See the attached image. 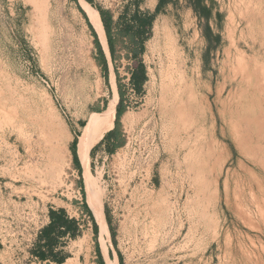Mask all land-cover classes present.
Returning <instances> with one entry per match:
<instances>
[{"label":"rangeland","instance_id":"374dc122","mask_svg":"<svg viewBox=\"0 0 264 264\" xmlns=\"http://www.w3.org/2000/svg\"><path fill=\"white\" fill-rule=\"evenodd\" d=\"M159 1L0 0V264H55L35 253L51 208L78 220L57 248L80 260L61 264H94L97 242L118 264H264V0H163L140 56L113 26L105 68L84 2L116 20ZM119 93L123 112L87 158L101 236L72 145Z\"/></svg>","mask_w":264,"mask_h":264},{"label":"trees","instance_id":"16d2710c","mask_svg":"<svg viewBox=\"0 0 264 264\" xmlns=\"http://www.w3.org/2000/svg\"><path fill=\"white\" fill-rule=\"evenodd\" d=\"M162 1L163 0H160L157 3L155 9L152 12L135 9L133 12L129 13L127 7H125L123 11L117 16L116 20L113 19V14L111 11L97 7L101 21L107 33L111 50L113 49L114 43V35L112 30L113 26H115L114 28L118 34L127 35L129 37V42L133 45V56H140L144 51V42L150 36V28L152 26V21L155 17V14L162 8ZM102 63L105 64V59L103 56ZM144 68L145 67L143 63L140 60L131 72V80L136 87L142 85L146 79ZM122 97V93H119V101L115 110V122L123 112V106H121ZM101 115L102 114L100 113V116ZM83 207L92 218V214L86 203H83ZM48 215L49 221L45 226L42 227L38 235L35 253L43 260L51 259L55 262L61 263L64 261L66 256L62 255L61 250L57 247L60 244L66 242L65 238H72L78 234V220L74 217H70L64 208H51L48 212ZM106 220L109 222L108 217ZM93 225L96 227L94 220Z\"/></svg>","mask_w":264,"mask_h":264},{"label":"bare ground","instance_id":"6f19581e","mask_svg":"<svg viewBox=\"0 0 264 264\" xmlns=\"http://www.w3.org/2000/svg\"><path fill=\"white\" fill-rule=\"evenodd\" d=\"M84 3H85L86 11H87V16H88L91 24L95 28L97 34L99 35L101 43L103 44V46L107 50L105 33H104V29H103V25H102L100 15L97 13V11L94 8H89L88 3H86V2H84ZM34 5H35L34 6L35 11H39L40 5L42 6L41 0H35ZM175 45H176L175 41L173 42V40H172L170 42V45H169L170 50L168 49L170 51L169 53H171V52L175 53L177 51L176 50L177 48ZM168 56H170V55H168ZM173 56H174V54H173ZM173 56H171V57L174 60ZM172 58H171V60H172ZM248 72L249 71H247V74H248ZM244 73H245V71H244ZM112 87H113L112 89H113L114 93H116L114 79L112 80ZM104 115H105L104 116V120H105L104 126L94 130L92 132L90 138L88 140L84 141L83 144L78 149V154H79L80 159H81L83 166H84V183H85V191H86V202H87L88 206L90 207L91 211L93 212V215H94L96 221L99 223L101 236H102V234L107 233L106 220H105V215H104V211H103V202H102L103 189L101 191V189L97 185V182L94 181L93 179H91V176L89 173V164H88L87 158H88V152L91 149V147L103 136L105 131H107L111 128V126L113 124V119H114V115H115V96L112 99V101H110L108 107L106 108ZM128 118H129L128 115L124 116V119H128ZM215 147H216V145H215ZM54 149H55L54 155L56 156V159L59 160L60 150L57 147H55ZM54 162H57V161H54ZM257 207H259V206H257ZM258 211H259V209H258ZM201 216L203 219H206V221H205L206 225L209 226L210 224H212L210 215H207V213L204 212V213H201ZM262 249L264 252L263 246H262ZM104 252H106V249L104 250Z\"/></svg>","mask_w":264,"mask_h":264},{"label":"crops","instance_id":"0c3cea01","mask_svg":"<svg viewBox=\"0 0 264 264\" xmlns=\"http://www.w3.org/2000/svg\"><path fill=\"white\" fill-rule=\"evenodd\" d=\"M86 14H87V12H86ZM87 23H88V26L91 27L93 33L96 34V38H97V40H96V50H97V53H98L99 57H101V58H102V56L104 57L105 64L104 63H101V64L103 66H105V68H106L109 59L113 57L114 52H115L114 43H113V49L111 50V47H110V44H109V40H108V37H107V33H106V30H105L104 25L102 23L103 29H104V33H105L106 45H107V50H106V48L101 43L96 30L94 29V27L90 23L89 18L87 19ZM118 101H117V103H118ZM86 122L87 121H77L76 122L75 129L77 130V132H79L80 134L83 132V129L86 128L85 127ZM79 143L80 142H78V139H77V140H75V142H73V145H72L73 153L77 157V159H80L79 154L77 152ZM98 225H99V223H98ZM106 227H107V223H106ZM99 228H100V226H99ZM107 232H108V230H107ZM100 235H101V233H100ZM102 236H103V234H102ZM85 255L87 257L88 262L90 261L91 263H94V264H118L117 256L114 255L110 249H107L106 252H104L102 250V248L100 247L99 242H97V251L96 252L95 251H90L88 254H85ZM80 257H81V253H78L77 255H74V254L70 253V255H67L64 258V261H62L61 263L66 262L68 259L80 260ZM49 262L52 263L51 261H49ZM53 263L59 264L58 262H55V261Z\"/></svg>","mask_w":264,"mask_h":264}]
</instances>
